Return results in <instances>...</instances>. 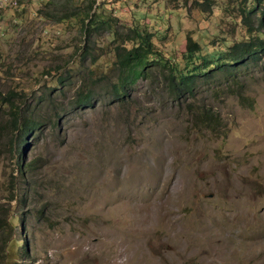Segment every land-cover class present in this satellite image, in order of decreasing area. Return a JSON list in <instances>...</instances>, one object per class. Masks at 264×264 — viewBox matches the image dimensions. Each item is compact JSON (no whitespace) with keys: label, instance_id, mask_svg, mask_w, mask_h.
<instances>
[{"label":"rangeland","instance_id":"1","mask_svg":"<svg viewBox=\"0 0 264 264\" xmlns=\"http://www.w3.org/2000/svg\"><path fill=\"white\" fill-rule=\"evenodd\" d=\"M198 1L95 0L114 26L88 35L71 12L89 0H0V98L12 90L41 123L23 139L0 130L5 264H264V63L217 72L187 99L216 111V131L193 125L161 78L124 102L94 81V98L74 102L80 55L112 74L115 27H147L171 55L187 34L229 44L221 5L237 0Z\"/></svg>","mask_w":264,"mask_h":264},{"label":"trees","instance_id":"2","mask_svg":"<svg viewBox=\"0 0 264 264\" xmlns=\"http://www.w3.org/2000/svg\"><path fill=\"white\" fill-rule=\"evenodd\" d=\"M210 1H198L197 6L200 10H206L205 8L211 7L212 4H217L216 1ZM217 5L220 6V3ZM98 6L95 0H89L88 10H82L77 15L71 12V15L79 20L80 31L84 34L89 35L99 27L114 26L113 18L102 14L97 9ZM221 7L226 18L230 17L232 24L227 29L233 36L229 44H226L228 40L224 41L225 44L220 43L224 37L206 44L187 34L184 49L175 55L165 54L156 48L153 32L147 27L133 24L122 32H118L116 27L113 28L112 33L117 42L112 48V74H93L96 68L92 65L96 63V55L90 54L89 51L80 55L77 62L82 69L77 72L85 73L79 74L81 81L74 102L83 106L94 98V81L101 83V87L106 91L102 95L111 102H124L131 87L139 79L153 81L155 78H161L163 88L173 101L178 104L192 103L191 107L187 105L190 107L193 125L216 131L220 126L216 111L187 99L195 97L202 84L207 83L217 72L236 77V72L243 66L264 63V0H237L226 2ZM159 32L161 36L164 35L161 30H156L155 35ZM155 70L159 74H151ZM56 80L63 79L59 75ZM15 94L10 90L0 98V103L5 104L8 110L6 118L0 122V130L14 129L15 135L23 139L41 123L38 118L20 109ZM6 226L7 224L0 225V238ZM0 242V264H5V240L1 239ZM21 245L22 251L27 253L25 241Z\"/></svg>","mask_w":264,"mask_h":264}]
</instances>
